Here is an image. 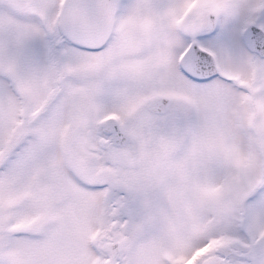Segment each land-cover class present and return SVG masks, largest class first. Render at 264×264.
Listing matches in <instances>:
<instances>
[{"label":"snow or ice","instance_id":"6c2138e0","mask_svg":"<svg viewBox=\"0 0 264 264\" xmlns=\"http://www.w3.org/2000/svg\"><path fill=\"white\" fill-rule=\"evenodd\" d=\"M0 264H264V0H0Z\"/></svg>","mask_w":264,"mask_h":264}]
</instances>
